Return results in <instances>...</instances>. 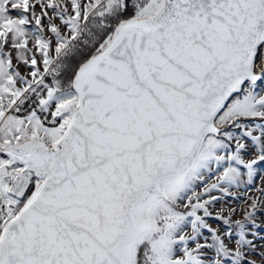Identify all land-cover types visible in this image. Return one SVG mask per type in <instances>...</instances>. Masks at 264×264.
<instances>
[{
    "label": "snow or ice",
    "instance_id": "snow-or-ice-1",
    "mask_svg": "<svg viewBox=\"0 0 264 264\" xmlns=\"http://www.w3.org/2000/svg\"><path fill=\"white\" fill-rule=\"evenodd\" d=\"M262 164L264 0H0V264H264Z\"/></svg>",
    "mask_w": 264,
    "mask_h": 264
},
{
    "label": "rangeland",
    "instance_id": "rangeland-1",
    "mask_svg": "<svg viewBox=\"0 0 264 264\" xmlns=\"http://www.w3.org/2000/svg\"><path fill=\"white\" fill-rule=\"evenodd\" d=\"M259 167H260V170H261V174L264 175V164L260 165ZM260 184H261V178H260V176H257V177H255L254 184L251 185V186H249V187L255 189L256 186H258V185H260ZM233 191H238V192L241 194V195H240V199H230L229 202H230L231 205L234 206V207H237V208H243V207L246 205V197L243 195V193L247 192L248 195H251L252 192L248 191V188H246V187H242V188H240V189H235V188H234ZM220 206H221L220 203H217V204L215 205V207H216L217 209H218ZM262 213H264V208H262V209L260 210V212L257 213V222H258V223H261L262 221H264V214H262ZM239 218H240L239 215L236 216V217H234V219H239ZM209 222L212 224L213 227H216V223H215L214 221H211V220H210ZM260 234H261V235H264V224H262V227H261V229H260ZM256 243H257V245L259 246V245H261V244L264 243V242H262L261 240L257 239Z\"/></svg>",
    "mask_w": 264,
    "mask_h": 264
}]
</instances>
